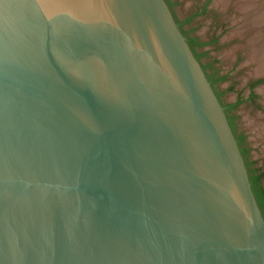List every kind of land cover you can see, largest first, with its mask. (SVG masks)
I'll use <instances>...</instances> for the list:
<instances>
[{"label": "water", "instance_id": "water-1", "mask_svg": "<svg viewBox=\"0 0 264 264\" xmlns=\"http://www.w3.org/2000/svg\"><path fill=\"white\" fill-rule=\"evenodd\" d=\"M0 264H264L239 147L164 0H0Z\"/></svg>", "mask_w": 264, "mask_h": 264}, {"label": "rangeland", "instance_id": "rangeland-1", "mask_svg": "<svg viewBox=\"0 0 264 264\" xmlns=\"http://www.w3.org/2000/svg\"><path fill=\"white\" fill-rule=\"evenodd\" d=\"M175 1L179 2V6L174 9L179 20L193 16L191 26L196 35L203 41L214 39L215 45L209 46L207 50L219 70L227 74V82L221 86L223 89L229 87L230 92L225 98L228 102L244 100L247 84L264 78V75L256 72L259 61L253 54V46L262 36L258 35L257 29L250 28L252 25L247 16L240 12V5L235 0H225L227 3L213 0L206 13L201 12L206 0ZM256 93L255 106L243 103L237 114L246 125L264 174V85L259 86Z\"/></svg>", "mask_w": 264, "mask_h": 264}, {"label": "flooded vegetation", "instance_id": "flooded-vegetation-1", "mask_svg": "<svg viewBox=\"0 0 264 264\" xmlns=\"http://www.w3.org/2000/svg\"><path fill=\"white\" fill-rule=\"evenodd\" d=\"M164 1H165L166 5L168 6L175 23L177 24V27H178L180 33L186 39L188 46L190 43H195L198 46L201 45V47L196 48L195 53L193 55H194L195 59L199 62L200 66H201V68L205 74L207 81L209 82L210 86L212 87L220 105L223 107L226 118H233V117L235 118V120L233 121V125H234L235 130H236V135L244 137L242 147L244 149L250 150L249 151V156H250L251 155V148L249 145L248 137H247L246 133L240 131L239 127H238L237 111H238V108L243 103H249V104H253V106H255L254 104H255V101L257 100L256 89L259 86L264 85V78H258L256 80L251 81L249 84H247V87H246L247 95L244 98V100L236 99L234 102H226L225 96L230 92V90H229V87L223 89L221 86L227 82V78H228L227 74L222 73L219 70L217 65L210 58V55H209L210 53L207 50V48L209 46L215 45L214 39L209 40V41H203L202 39H200L196 35L195 30L191 26V21L193 20L194 17L191 16V17L184 18L183 20H179L176 17V14L174 11V9L179 6V2H177L175 0L174 1L173 0H164ZM212 1L213 0H206V2L204 3V5L202 7V11H201L202 13L208 12L206 9H207L209 3ZM201 52L202 53L204 52L205 56L202 59H198L195 54H198ZM215 79H223V80L218 82V83L212 84L211 82ZM249 160H251L250 157H249ZM251 162H252V169L255 170L256 175H259L261 177L260 185H261V188L264 189V187L262 185L263 174L261 173V171L256 166V163L253 161H251Z\"/></svg>", "mask_w": 264, "mask_h": 264}, {"label": "bare ground", "instance_id": "bare-ground-1", "mask_svg": "<svg viewBox=\"0 0 264 264\" xmlns=\"http://www.w3.org/2000/svg\"><path fill=\"white\" fill-rule=\"evenodd\" d=\"M235 1L240 5L239 7L240 12L243 15L245 14L247 16L250 24L252 25V27L250 28L257 29L256 31L259 32L258 35L262 36L260 41H258L253 46L254 47L253 54L255 58L259 61V67L256 70L257 74L264 75V0H235ZM246 22L248 21L246 20ZM250 48H252V46Z\"/></svg>", "mask_w": 264, "mask_h": 264}, {"label": "trees", "instance_id": "trees-1", "mask_svg": "<svg viewBox=\"0 0 264 264\" xmlns=\"http://www.w3.org/2000/svg\"><path fill=\"white\" fill-rule=\"evenodd\" d=\"M198 47H201V45L198 46L195 43H190L189 44V48H190V50H191V52L193 54L195 53V50ZM195 55L197 56L198 59H202L205 56V53L201 52V53H198V54H195ZM222 80L223 79H215L211 83L215 84V83H218V82H220ZM227 120H228L229 126H230V128H231V130H232V132L234 134V137H235V140H236L237 145L239 147L241 156L243 158V161H244V164H245V167H246V170H247L249 182L251 184V189H252L254 198H255L256 203L258 205V208H259V210L261 212V215H262V217L264 219V189H262L261 185H260L261 177L259 175H256L255 170L252 169V162L249 161V157H250L249 156V151L250 150L249 149H244L242 147L244 137L236 135V130H235V127L233 125V121L235 120V118L234 117L233 118H227Z\"/></svg>", "mask_w": 264, "mask_h": 264}]
</instances>
